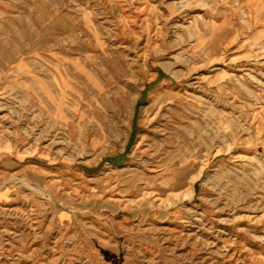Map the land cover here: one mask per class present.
Segmentation results:
<instances>
[{"label":"rangeland","instance_id":"374dc122","mask_svg":"<svg viewBox=\"0 0 264 264\" xmlns=\"http://www.w3.org/2000/svg\"><path fill=\"white\" fill-rule=\"evenodd\" d=\"M260 1L0 0V264H264Z\"/></svg>","mask_w":264,"mask_h":264},{"label":"bare ground","instance_id":"6f19581e","mask_svg":"<svg viewBox=\"0 0 264 264\" xmlns=\"http://www.w3.org/2000/svg\"><path fill=\"white\" fill-rule=\"evenodd\" d=\"M225 25L226 23L220 25L217 29H216V33H220L225 29ZM168 96H170V91L169 90H163V89H158L156 90L151 97V105L154 106L155 104H157L158 102L165 100L166 98H168ZM89 118H93L94 113L91 111V108L89 107V109L87 110L86 113ZM69 135L72 136L75 132V123H74V119H72V121L69 123ZM192 171L188 170V169H184L180 172H178L175 176V183L174 185L177 187L176 190H174V198H179L181 196L180 192L178 190L182 189L185 191H188L190 188V178L192 177ZM35 174L30 173L29 174V178L30 179H34L35 178ZM138 176L137 172H132L130 174H123L124 179L126 180V182L132 183L133 181L136 180ZM159 191L161 193H169L170 192V188H159Z\"/></svg>","mask_w":264,"mask_h":264},{"label":"crops","instance_id":"0c3cea01","mask_svg":"<svg viewBox=\"0 0 264 264\" xmlns=\"http://www.w3.org/2000/svg\"><path fill=\"white\" fill-rule=\"evenodd\" d=\"M254 14H257V20L259 22L262 21V23H264V0H261L260 2H258L256 9H254L252 11ZM224 23H226L225 25V29L222 32H226L227 30H230L228 28V23L227 21H224ZM223 23V24H224ZM264 24H262L261 26H263ZM221 33V32H220ZM220 33H216L215 34H220ZM225 34V33H224ZM232 34V31L230 32V35ZM251 39H255L256 42H254L256 45L261 46L264 48V26L262 28L259 29V33H256Z\"/></svg>","mask_w":264,"mask_h":264}]
</instances>
